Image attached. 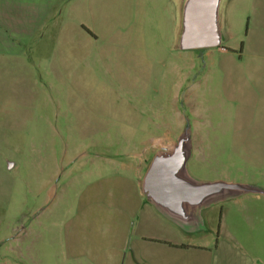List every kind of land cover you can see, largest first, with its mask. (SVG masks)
<instances>
[{
    "label": "rangeland",
    "instance_id": "1",
    "mask_svg": "<svg viewBox=\"0 0 264 264\" xmlns=\"http://www.w3.org/2000/svg\"><path fill=\"white\" fill-rule=\"evenodd\" d=\"M69 4L41 26L33 41L48 29L51 36L26 50L19 74L0 65V264H62L63 224L99 217L111 196H121L117 180L134 185L141 156L151 158L156 143L172 142L186 122L188 173L241 182L228 171L236 166L230 147L213 141L222 137L221 126L212 127L222 112L208 110L220 95V68L211 80L206 48L175 46L180 0ZM61 55L69 63L56 64ZM225 203L211 206L213 220L185 233L187 241L213 243Z\"/></svg>",
    "mask_w": 264,
    "mask_h": 264
},
{
    "label": "crops",
    "instance_id": "2",
    "mask_svg": "<svg viewBox=\"0 0 264 264\" xmlns=\"http://www.w3.org/2000/svg\"><path fill=\"white\" fill-rule=\"evenodd\" d=\"M69 6V0H0V65L19 74L25 52L35 43L41 26L51 18H61ZM243 19L245 27L240 32ZM217 22L219 45L205 51L210 59L209 77L214 78L218 66L222 82L218 99L212 98L208 105L210 112H222L221 122L212 123L213 128L221 126L222 137L213 141L230 147L228 152L234 157L228 162H236L234 169H228L230 175L264 190V0H220ZM50 32H44L46 38ZM44 33L34 50L42 48ZM214 50L220 57L217 61ZM61 56L56 64L69 63ZM82 60L75 58L77 63ZM147 158L142 155L134 167V185L126 187L127 180H117L114 190L121 196L110 192L99 217H79L63 224L62 264H264V194L227 200L220 209L223 227L219 226L213 243L187 241L184 234L193 232L166 219L140 191L141 171L145 172L151 159ZM205 210L204 224L214 216V208Z\"/></svg>",
    "mask_w": 264,
    "mask_h": 264
},
{
    "label": "water",
    "instance_id": "3",
    "mask_svg": "<svg viewBox=\"0 0 264 264\" xmlns=\"http://www.w3.org/2000/svg\"><path fill=\"white\" fill-rule=\"evenodd\" d=\"M220 0H183L180 49L195 50L219 45ZM191 157V132L186 122L167 146L157 149L140 180L145 199L166 219L185 232L205 228L202 211L243 194H264L260 187L226 180H198L187 170Z\"/></svg>",
    "mask_w": 264,
    "mask_h": 264
},
{
    "label": "flooded vegetation",
    "instance_id": "4",
    "mask_svg": "<svg viewBox=\"0 0 264 264\" xmlns=\"http://www.w3.org/2000/svg\"><path fill=\"white\" fill-rule=\"evenodd\" d=\"M178 49H180L179 48V45H178V42L176 43V45H175ZM181 50V49H180ZM131 92V91H130ZM144 160H146V158L144 159Z\"/></svg>",
    "mask_w": 264,
    "mask_h": 264
}]
</instances>
